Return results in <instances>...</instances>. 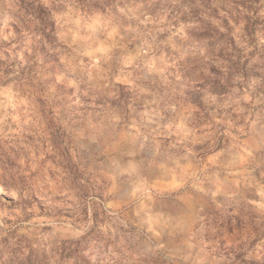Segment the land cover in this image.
I'll return each instance as SVG.
<instances>
[{
  "label": "rangeland",
  "instance_id": "1",
  "mask_svg": "<svg viewBox=\"0 0 264 264\" xmlns=\"http://www.w3.org/2000/svg\"><path fill=\"white\" fill-rule=\"evenodd\" d=\"M0 264H264V0H0Z\"/></svg>",
  "mask_w": 264,
  "mask_h": 264
}]
</instances>
